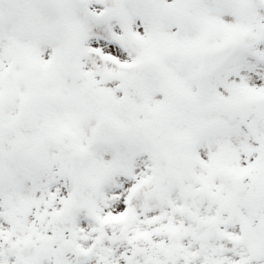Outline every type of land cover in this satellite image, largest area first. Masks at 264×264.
Returning <instances> with one entry per match:
<instances>
[{"label": "snow or ice", "instance_id": "1", "mask_svg": "<svg viewBox=\"0 0 264 264\" xmlns=\"http://www.w3.org/2000/svg\"><path fill=\"white\" fill-rule=\"evenodd\" d=\"M0 264H264V0H0Z\"/></svg>", "mask_w": 264, "mask_h": 264}]
</instances>
